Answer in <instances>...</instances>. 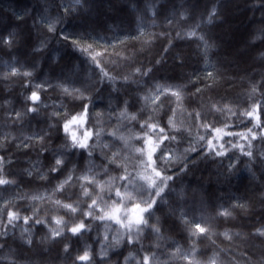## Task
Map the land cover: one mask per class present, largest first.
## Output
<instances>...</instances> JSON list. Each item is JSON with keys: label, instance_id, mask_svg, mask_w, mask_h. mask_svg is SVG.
<instances>
[{"label": "snow or ice", "instance_id": "6c2138e0", "mask_svg": "<svg viewBox=\"0 0 264 264\" xmlns=\"http://www.w3.org/2000/svg\"><path fill=\"white\" fill-rule=\"evenodd\" d=\"M243 3L232 49L238 0H127L110 36L93 0L0 19V264H264V0ZM208 162L248 184L211 198L186 180Z\"/></svg>", "mask_w": 264, "mask_h": 264}, {"label": "trees", "instance_id": "16d2710c", "mask_svg": "<svg viewBox=\"0 0 264 264\" xmlns=\"http://www.w3.org/2000/svg\"><path fill=\"white\" fill-rule=\"evenodd\" d=\"M166 2V0H165ZM179 2V0H176ZM94 8L88 17V24L92 29L100 34L111 35L108 30L110 25H120L121 28H127L130 14L127 9V0H93ZM143 3V0H141ZM38 4V0H0V19H11V12L13 9L20 10L22 8H32ZM259 16V13H256ZM252 12L245 7L243 0H238V8L232 12L229 25L225 27H218L214 30L216 38L223 40L226 47L229 49L238 47L248 35V32L252 26ZM30 23V21H29ZM52 47L56 48L58 45L53 40ZM186 52L189 54L187 71L193 70L200 71L203 67L195 56L194 46L186 45ZM65 54L70 58H75L76 55L72 53V50L66 49ZM2 55V54H0ZM20 89L18 86H14V90L11 93L13 98L17 101L21 99L18 97ZM6 95L3 89V85H0V96ZM106 103L105 100H97V105L100 106ZM19 107V102H17ZM237 131L238 129H232ZM203 133V129H201ZM58 143V141H57ZM216 165L211 162L201 164L200 168L196 171L194 176L187 177L186 180L192 184H203L206 193L213 199L221 192L231 190L236 192L237 190L243 191L244 187L248 184V174L246 171L240 173V179H234L231 185H224L216 181ZM93 239L95 238V232L92 233Z\"/></svg>", "mask_w": 264, "mask_h": 264}]
</instances>
